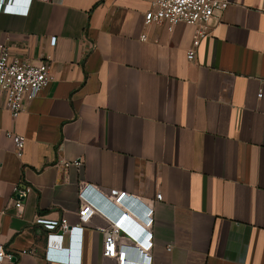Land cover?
<instances>
[{
	"label": "crops",
	"instance_id": "crops-1",
	"mask_svg": "<svg viewBox=\"0 0 264 264\" xmlns=\"http://www.w3.org/2000/svg\"><path fill=\"white\" fill-rule=\"evenodd\" d=\"M150 1L33 0L27 15L0 13V43L48 57L52 77L16 118L0 103V247L12 255L0 264H65L45 262L47 246L117 264L101 254L103 215L80 235L35 221L76 226L82 184L95 204L96 190L130 195L119 205L150 230L149 249L134 243L149 264H264V0H229L192 61L199 27L145 24ZM6 131L25 137L20 155ZM15 185L30 187L20 215ZM139 200L152 204L150 227ZM135 251L127 246L128 264Z\"/></svg>",
	"mask_w": 264,
	"mask_h": 264
},
{
	"label": "built area",
	"instance_id": "built-area-1",
	"mask_svg": "<svg viewBox=\"0 0 264 264\" xmlns=\"http://www.w3.org/2000/svg\"><path fill=\"white\" fill-rule=\"evenodd\" d=\"M33 0H0V13L12 15H27L30 4ZM50 1V0H39ZM12 2H21L23 7L13 5ZM229 0H151L150 7L144 11V23H161L165 22L168 29L178 22H185L188 24L197 25L199 28L195 33L192 46L186 51V57L192 61L195 59L196 47L202 37L207 35L209 25L213 19H216L228 5ZM145 34L141 35V39H145ZM52 77L49 72V58L43 57L38 59H29L11 53L9 47L0 43V103L1 108L9 112L14 119L23 110L25 104L34 99L41 90L49 84ZM262 95L261 91L257 96ZM5 135L12 139L15 145L17 155L21 154L25 137L13 131H6ZM80 165V161L74 162ZM91 185L82 184L80 187V199L82 201L81 207L78 211L79 223L69 228L65 219L49 220L45 216H37L36 223L44 225L51 231H65L76 233L80 235V227L82 223L89 219L97 212L93 209L96 207L101 210L106 222L98 226L103 235L101 254L103 257H115L117 264H128L127 260V246H131L139 251L141 257L144 258L146 264H149L150 256L143 248L134 247L135 241L122 233L126 231L132 238L139 242L145 249L151 247L150 230L145 225L140 226L136 221L132 220L131 215L122 211V207L117 205H125V200L130 197L125 192H120L113 197V201L104 194L96 190L103 199L110 202L112 207L118 209L117 214H112L107 211V206L103 207L101 204H95L87 197L86 193L91 189ZM30 190L27 185L13 186V197L10 199V204L16 209L17 215H20L23 210V203L21 201ZM161 192L155 195L156 200H161ZM144 204V210L140 213H135L141 220L150 227L152 222V204L139 200ZM114 209V208H113ZM119 218V219H118ZM118 219V220H117ZM134 221V225L131 223ZM56 224L55 227H53ZM52 236V235H51ZM50 236V237H51ZM54 237H58V235ZM68 237V236H67ZM53 239V237H51ZM128 245H127V243ZM25 252H31L23 250ZM52 252V250H51ZM11 254H6L0 247V261L3 258H11ZM45 262L57 261L65 264H80L79 259L68 256L53 255L52 258L44 256Z\"/></svg>",
	"mask_w": 264,
	"mask_h": 264
},
{
	"label": "water",
	"instance_id": "water-1",
	"mask_svg": "<svg viewBox=\"0 0 264 264\" xmlns=\"http://www.w3.org/2000/svg\"><path fill=\"white\" fill-rule=\"evenodd\" d=\"M97 201L100 202V204L105 205V206H112L110 202L106 201L105 199H101V197L97 198ZM128 203H133V202H128ZM128 206V205H127ZM62 249L70 251L72 248V243L70 238H66L65 236H62L60 238V245ZM134 262L136 264H139L141 262V254L139 253L138 250L135 251L134 255Z\"/></svg>",
	"mask_w": 264,
	"mask_h": 264
},
{
	"label": "clouds",
	"instance_id": "clouds-1",
	"mask_svg": "<svg viewBox=\"0 0 264 264\" xmlns=\"http://www.w3.org/2000/svg\"><path fill=\"white\" fill-rule=\"evenodd\" d=\"M93 209H94L97 213L103 215L100 209H98V208H96V207H93ZM103 216H104V215H103ZM118 219H119V218H118ZM118 219H117V220H118ZM55 226H56V224H55L53 227H55ZM79 228L81 229V230H80V233H81V232H82V227L79 226ZM122 233H123L124 235L128 236L129 238L133 239L134 241H136V240H135L134 238H132V237L130 236V234H128L126 231L122 230ZM68 234H71V232H68ZM52 235H53V234H52ZM45 256L48 257V258H52V252H51V248H50V246H47V247H46V253H45ZM56 262H57V261H56Z\"/></svg>",
	"mask_w": 264,
	"mask_h": 264
},
{
	"label": "bare ground",
	"instance_id": "bare-ground-1",
	"mask_svg": "<svg viewBox=\"0 0 264 264\" xmlns=\"http://www.w3.org/2000/svg\"><path fill=\"white\" fill-rule=\"evenodd\" d=\"M117 205H119V202H116Z\"/></svg>",
	"mask_w": 264,
	"mask_h": 264
}]
</instances>
